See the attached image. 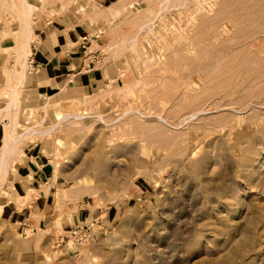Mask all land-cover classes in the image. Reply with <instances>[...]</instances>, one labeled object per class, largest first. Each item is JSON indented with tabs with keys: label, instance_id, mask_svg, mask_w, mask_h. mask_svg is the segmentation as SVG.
<instances>
[{
	"label": "rangeland",
	"instance_id": "obj_1",
	"mask_svg": "<svg viewBox=\"0 0 264 264\" xmlns=\"http://www.w3.org/2000/svg\"><path fill=\"white\" fill-rule=\"evenodd\" d=\"M17 8L33 44L41 22L86 30L107 78L16 110L13 151L28 135L58 180L18 199L32 264H264V0H0L3 108L21 96ZM0 206V264H19L3 183Z\"/></svg>",
	"mask_w": 264,
	"mask_h": 264
},
{
	"label": "crops",
	"instance_id": "obj_2",
	"mask_svg": "<svg viewBox=\"0 0 264 264\" xmlns=\"http://www.w3.org/2000/svg\"><path fill=\"white\" fill-rule=\"evenodd\" d=\"M37 29L39 40L36 44H32L31 54L40 66L39 72L21 80L19 87L21 96L18 106L3 108L0 105V150L5 135L7 133L11 135L9 129L14 128L15 119L18 121L22 117L21 113L16 111L18 107L29 109L31 93L36 92L38 99L54 97L65 90L72 95L79 91L88 93L107 80L104 70L94 66L96 65L94 63L98 62L96 61L98 58L89 55L92 42L90 43L86 30H82L80 26L66 28L60 26L55 20L45 24L41 22ZM12 142L11 150H7L0 160L2 168L0 183H3L4 188H7L10 203L15 207V210L10 214V218H14L13 224L19 226V232H25V236L17 241L16 258L19 264H32L34 238L27 235L28 218L26 215L25 219L23 218L24 221L21 220V214L28 215V209L25 206V209L20 210L18 199L24 196L23 198L29 200L35 190H38L39 193V188H43L44 193L52 194L57 187L58 180H55L56 176L52 166L38 155L37 142L28 145V135H24L15 151H13L15 146L13 137ZM39 196L41 197V195ZM79 211L78 216L66 214L62 217L61 223L69 224L72 227L81 222L85 214L82 210Z\"/></svg>",
	"mask_w": 264,
	"mask_h": 264
},
{
	"label": "bare ground",
	"instance_id": "obj_3",
	"mask_svg": "<svg viewBox=\"0 0 264 264\" xmlns=\"http://www.w3.org/2000/svg\"><path fill=\"white\" fill-rule=\"evenodd\" d=\"M26 8H28L26 6ZM25 11H27L26 9H24ZM21 9H18L16 11L18 14V18L20 21V27L18 30V34H17V39H16V60L18 63L19 71H18V80H16L17 82H20L21 80H24V75H25V59L26 57L29 55V51H31V45L33 44L32 41L30 40L32 38V25L29 19L23 18L25 17V14L27 15V13ZM24 11V12H23ZM26 20V21H25ZM30 40V41H29ZM32 76V75H31ZM20 77V78H19ZM17 79V78H16ZM76 97L74 95H72L71 93H69L67 90H65V98L62 99L64 104H66V99L67 100H74ZM11 135L10 134H6L5 138L3 139L2 142V148L0 150V157H3L5 155V153L7 152V150H9L10 145H11Z\"/></svg>",
	"mask_w": 264,
	"mask_h": 264
},
{
	"label": "built area",
	"instance_id": "obj_4",
	"mask_svg": "<svg viewBox=\"0 0 264 264\" xmlns=\"http://www.w3.org/2000/svg\"><path fill=\"white\" fill-rule=\"evenodd\" d=\"M39 68H40L39 64L36 62L34 56L31 55L27 61L28 74L35 75L36 73L39 72ZM88 231H90V227L84 224L81 226H77L76 230L74 231V234L88 232Z\"/></svg>",
	"mask_w": 264,
	"mask_h": 264
}]
</instances>
